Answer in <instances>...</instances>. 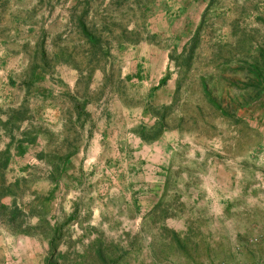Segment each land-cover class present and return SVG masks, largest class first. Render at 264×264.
Segmentation results:
<instances>
[{"label": "rangeland", "instance_id": "1", "mask_svg": "<svg viewBox=\"0 0 264 264\" xmlns=\"http://www.w3.org/2000/svg\"><path fill=\"white\" fill-rule=\"evenodd\" d=\"M97 251L264 264V0H0V264Z\"/></svg>", "mask_w": 264, "mask_h": 264}, {"label": "trees", "instance_id": "2", "mask_svg": "<svg viewBox=\"0 0 264 264\" xmlns=\"http://www.w3.org/2000/svg\"><path fill=\"white\" fill-rule=\"evenodd\" d=\"M85 13V12H84ZM82 17L80 16V19ZM79 19V20H80ZM79 24V27L82 31V33L84 34V36L87 38L88 42L91 43V44H94V45H98L100 43V39L94 34V32L90 29H88L85 25V22L83 20H81V22L79 21L78 22ZM92 31V32H91ZM259 69L256 67L255 71H258ZM55 238H53L50 243H49V246L50 248L55 251L56 250V245H55V242H54ZM97 254L99 255V258H100V264H113L112 260H109V258H104L102 252L100 251H97ZM50 264H59L58 262H55V263H50Z\"/></svg>", "mask_w": 264, "mask_h": 264}]
</instances>
